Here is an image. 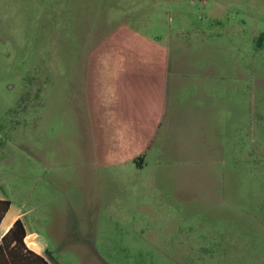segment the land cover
<instances>
[{"label":"rangeland","instance_id":"374dc122","mask_svg":"<svg viewBox=\"0 0 264 264\" xmlns=\"http://www.w3.org/2000/svg\"><path fill=\"white\" fill-rule=\"evenodd\" d=\"M206 1L0 0V197L54 264H264V0ZM213 63V149L165 153L137 80Z\"/></svg>","mask_w":264,"mask_h":264},{"label":"crops","instance_id":"0c3cea01","mask_svg":"<svg viewBox=\"0 0 264 264\" xmlns=\"http://www.w3.org/2000/svg\"><path fill=\"white\" fill-rule=\"evenodd\" d=\"M205 2L207 3L206 0ZM263 48L260 51L264 52ZM177 67L167 68L163 71L160 68L144 69V76L137 80V86L134 87L133 101L136 109L145 114V119L140 115H135V118L146 120L148 126H145L149 133H158V138L161 139V148L165 153L183 157L187 150L192 151V148L186 146L185 141L188 138L193 141L194 138L195 151L199 155L202 153V146L211 144L212 148V142H216L217 134L221 133V126H219V105L221 102H218L213 92V85H217V78L221 74L219 67L214 63L208 67H195L187 70ZM194 75L197 77L195 89L186 94L184 89H188L187 85L189 82L192 83ZM259 103L261 104V100ZM261 109H263L261 113L264 114V107ZM250 123L251 121L245 120L236 133H252L254 126L250 128ZM258 124V133H264V119ZM214 136L215 140L211 142L210 140ZM214 150L216 151V149ZM175 161L184 160L180 158ZM196 161H203V159L200 156ZM0 199L2 198L0 197ZM18 218L22 219V213L14 208L12 203L0 223V238ZM23 222L27 231L25 240L29 248L54 264L53 260L44 253V248L39 245L38 233L30 231L24 220ZM29 237L33 245L27 241Z\"/></svg>","mask_w":264,"mask_h":264},{"label":"trees","instance_id":"16d2710c","mask_svg":"<svg viewBox=\"0 0 264 264\" xmlns=\"http://www.w3.org/2000/svg\"><path fill=\"white\" fill-rule=\"evenodd\" d=\"M138 165L141 166L140 163ZM11 204L12 202L7 198L0 199V223ZM26 236L25 224L21 218H18L0 238V264H52L46 257L29 248L25 240Z\"/></svg>","mask_w":264,"mask_h":264}]
</instances>
